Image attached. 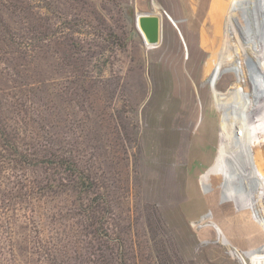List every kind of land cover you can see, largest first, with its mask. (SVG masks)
Here are the masks:
<instances>
[{
    "label": "rangeland",
    "instance_id": "374dc122",
    "mask_svg": "<svg viewBox=\"0 0 264 264\" xmlns=\"http://www.w3.org/2000/svg\"><path fill=\"white\" fill-rule=\"evenodd\" d=\"M262 83L264 0H0V264H244L222 202Z\"/></svg>",
    "mask_w": 264,
    "mask_h": 264
},
{
    "label": "bare ground",
    "instance_id": "6f19581e",
    "mask_svg": "<svg viewBox=\"0 0 264 264\" xmlns=\"http://www.w3.org/2000/svg\"><path fill=\"white\" fill-rule=\"evenodd\" d=\"M140 33H141V31H140ZM141 35L143 36L142 33H141ZM143 39L145 41L144 36H143ZM159 39H160V32H159ZM148 46L150 47V45H148ZM262 84H264V83H262ZM261 90H262V94H264V87ZM259 94H260V92H259ZM261 97L263 98L264 96H261ZM261 97H259V98H261ZM225 100L227 101V99H224L221 102H223ZM241 113H240L241 117L240 118L238 117L236 119V121L238 124H240L241 127H245V128L247 127L246 129L243 128L244 130H242V136H243L242 137V143H243L242 146H244L245 151L243 154L237 155V157H236L237 162H236V164H234V166H235L236 172H241V173L245 174L246 183L250 187H248L249 188L248 191H245L243 188H240V189L238 188L236 190L235 189L232 190L231 193L226 197V200H224L222 202L224 209H226V211L229 210L231 212V216L233 215V220H234V222H232V227H228V229H229L228 233L226 234L225 231H223L222 235L225 236L226 242H231L232 240L236 241V239H237L236 242H238L239 245H234V244H231V245H232V248L235 249L236 252L240 255L244 264H249V263H247L248 261H250L251 264H254V262L264 264V240L261 241L260 243L256 244L253 241L252 242L249 241V239H247L244 235L245 231H247V230L253 231L254 230V226H253L254 222H252L251 220L254 219V220H256V225L257 224L261 225L259 218L261 220H262V218L264 219V101H262V103H260V105L257 108H254L252 110H248V109L243 110ZM223 116L224 115L219 114V119H221L222 121L225 120V118ZM228 122H227V124H228ZM232 135H233L232 132H230L229 135H226L229 138L228 139L225 135L222 134V137L224 139L219 140L222 148H225L230 153H232V149L234 146V140L232 138ZM217 152L218 151H216V155H217ZM233 153H235V152H233ZM250 154H252V155H250ZM253 155H254L253 166L255 165L257 173L253 171V168L251 167L252 164H250V157L251 156L253 157ZM203 174L204 173L202 172V174L196 175L197 179H199L201 181ZM210 175H212V179L215 183V187H216L215 191H218V193L221 194L225 190V186H226L227 182H224V178L222 180V178H219L218 176H216L213 173V170H212ZM232 181L233 182H239L240 180H238V177L235 175L233 177ZM208 194H209V200H210V205H209L210 209L209 210L212 211V214L214 216V214L216 212H218V210H220V206H219L220 204L216 199H214L212 197V195L210 193V189H208ZM256 194L260 195L258 198L260 200L256 203L255 202L249 203L248 205H250L251 207L249 206L250 209H248V205L246 203L248 201L250 202L251 197H255ZM249 198H250V200H248ZM206 205H207V202H206ZM251 210L252 211L253 210L258 211L256 213L258 218H256L255 215L251 219L249 218V216L253 213V212H250ZM240 213L242 214V219H240V217H241ZM253 214H255V213H253ZM216 217H220V215L215 216L214 218H212V220L213 221L217 220ZM231 235H233L235 237V239H233ZM243 250H245V253L243 252ZM230 262L233 263L234 260L231 259Z\"/></svg>",
    "mask_w": 264,
    "mask_h": 264
},
{
    "label": "water",
    "instance_id": "95a60500",
    "mask_svg": "<svg viewBox=\"0 0 264 264\" xmlns=\"http://www.w3.org/2000/svg\"><path fill=\"white\" fill-rule=\"evenodd\" d=\"M137 27L148 45L154 46L157 44L160 32V24L157 17L149 15L138 16Z\"/></svg>",
    "mask_w": 264,
    "mask_h": 264
}]
</instances>
